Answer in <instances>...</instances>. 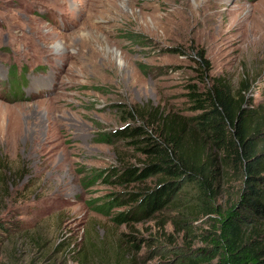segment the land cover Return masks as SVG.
<instances>
[{"label": "rangeland", "instance_id": "374dc122", "mask_svg": "<svg viewBox=\"0 0 264 264\" xmlns=\"http://www.w3.org/2000/svg\"><path fill=\"white\" fill-rule=\"evenodd\" d=\"M199 50L210 61L202 78ZM216 80L264 129V0H0V264L201 260L208 216L117 223L134 205L95 208L141 185L87 183L146 163L128 141L96 140L128 111L139 116L129 124L173 126L191 146L188 87ZM240 185L230 173L218 202Z\"/></svg>", "mask_w": 264, "mask_h": 264}, {"label": "trees", "instance_id": "16d2710c", "mask_svg": "<svg viewBox=\"0 0 264 264\" xmlns=\"http://www.w3.org/2000/svg\"><path fill=\"white\" fill-rule=\"evenodd\" d=\"M196 62L202 78L210 71L206 52L199 50ZM140 68L148 70L144 65ZM203 83L188 87L187 97L195 113L190 117L191 146L182 141L180 133L173 132V126L165 131L154 129L149 121L139 126L129 124L139 119L135 110L122 117L127 123L123 128L98 135L100 143L128 141L147 161L140 168L93 173L88 185H141L95 210L108 213L116 206L134 205L114 217L117 223L147 221L164 211H180L189 222L202 212L209 218V229L201 236L204 246L195 251L201 260H191V264H203L202 260L207 264H264V152L260 149L264 129L254 123L256 112L244 106L243 100L236 101L225 85L218 80ZM230 173L239 177L241 185L231 199L220 204L222 182ZM150 180L155 184L147 187ZM5 224L0 220V233L9 230ZM126 237L125 245L139 248L132 236Z\"/></svg>", "mask_w": 264, "mask_h": 264}]
</instances>
